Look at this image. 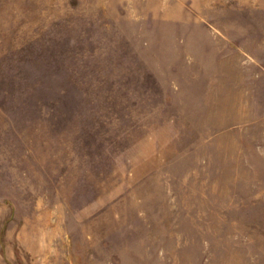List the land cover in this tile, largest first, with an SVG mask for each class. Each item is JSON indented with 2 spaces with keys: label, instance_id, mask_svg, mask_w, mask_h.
I'll return each instance as SVG.
<instances>
[{
  "label": "rangeland",
  "instance_id": "1",
  "mask_svg": "<svg viewBox=\"0 0 264 264\" xmlns=\"http://www.w3.org/2000/svg\"><path fill=\"white\" fill-rule=\"evenodd\" d=\"M0 264H264V0H0Z\"/></svg>",
  "mask_w": 264,
  "mask_h": 264
}]
</instances>
